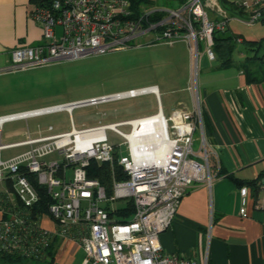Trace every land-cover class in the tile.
Segmentation results:
<instances>
[{
    "label": "built area",
    "instance_id": "built-area-1",
    "mask_svg": "<svg viewBox=\"0 0 264 264\" xmlns=\"http://www.w3.org/2000/svg\"><path fill=\"white\" fill-rule=\"evenodd\" d=\"M157 1L47 0L34 5L31 15L42 26L43 41L14 48L0 73L128 49L141 38L168 44L182 39L192 52L195 45L198 67L200 43H205L208 58L215 60L213 33L225 31L234 16L249 25L264 19V0H225L244 10V15L231 14L222 0H171L174 7ZM157 15L160 17L154 19ZM236 40L244 41L241 36ZM197 72L196 68L189 84L194 107H175L169 116L153 85L1 117L0 124L30 115L71 113L76 107L149 92L158 103V111L151 115L86 128L73 125L70 131L59 133L49 126V134L17 143L30 148L9 160L0 159V183L8 180L12 185V190L0 189V212L7 214L0 217V251L41 259L60 238L80 245L85 253L83 264H208L207 255L199 261L165 251L160 239L171 226L182 197L196 184H211L214 178L211 156L215 150L204 123ZM109 129L123 138L127 155H120L109 142ZM53 153L63 159L46 160ZM92 160L111 165L116 161L124 169L127 178L114 180L112 194L99 179L89 177ZM23 168L35 173L38 183L47 188L51 198L48 213L34 216L41 196ZM262 187L264 190V182ZM239 191L240 213L246 215L250 189L243 186ZM130 201L134 214L121 221L116 203L124 206ZM255 205L264 211V194ZM44 216L50 217L52 228L42 225Z\"/></svg>",
    "mask_w": 264,
    "mask_h": 264
},
{
    "label": "crops",
    "instance_id": "crops-1",
    "mask_svg": "<svg viewBox=\"0 0 264 264\" xmlns=\"http://www.w3.org/2000/svg\"><path fill=\"white\" fill-rule=\"evenodd\" d=\"M33 6L31 0H0V61L8 63L11 60V51L16 47L33 46L43 41L42 26L31 15ZM231 14L235 13L231 12ZM242 22L244 21L234 16L227 26L229 34L249 40L264 37L250 36L247 38L248 32L242 28L245 22ZM185 44L187 74L185 86L182 87L185 93L178 99L177 107L192 109L195 103L189 84L194 59L189 43ZM242 61L244 60H234L231 65L221 66L218 57L211 61L204 51L199 55L197 63L199 93L205 107L204 121L207 135L215 150L211 156L214 178L211 184H196L182 197L171 226L160 235L165 251L183 253L199 261L207 255L208 264H264V211L255 205L256 199L264 194L263 187L261 185L255 191L252 186H248L250 193L246 215L240 213L241 195L239 191L241 187L259 179L264 173V81L249 82L245 72L239 67ZM15 72L17 71H13ZM153 85L159 89L162 108L166 115L160 85L157 83ZM169 91L175 92L172 89ZM145 94H152L156 98L153 92L141 95ZM67 102H54L30 109L0 112V118ZM74 109L71 113L66 110L56 111L68 113L71 129L73 125L76 127L73 119ZM50 113L6 120L0 124V133H2L7 122L18 120L27 122V127L18 140L9 137V140L4 142V135L0 134V159L3 160L2 152L7 149H19V151L5 160L27 151L30 145L16 144L28 137L49 134V126H53V132L56 133L71 130L57 131L53 124L46 127L40 124L34 128L29 126L30 118ZM103 115L107 113L104 112ZM146 115L151 114L138 117ZM169 115L171 114L167 116ZM128 119L132 118L113 122ZM99 124L101 122L87 127ZM263 182L264 177L261 178L260 183ZM0 184L2 191L12 190V185L8 180ZM2 216H7V214L0 212V217ZM42 225L52 228L53 223L50 217L44 216ZM81 250L83 249L80 245L74 241L65 242L59 238L56 260L59 264H62L61 261L64 264H74L75 255ZM84 257L80 264H83Z\"/></svg>",
    "mask_w": 264,
    "mask_h": 264
},
{
    "label": "rangeland",
    "instance_id": "rangeland-1",
    "mask_svg": "<svg viewBox=\"0 0 264 264\" xmlns=\"http://www.w3.org/2000/svg\"><path fill=\"white\" fill-rule=\"evenodd\" d=\"M157 2L166 7H174V2L171 0H158ZM242 28L248 32L247 38L264 36V21L262 20L252 25L244 23ZM228 31L227 29V34H229ZM60 32L61 29L58 28V33ZM185 43L188 42L182 39L173 44H168L164 41L151 42L148 38H141L128 49H113L105 53L89 54L78 59L54 61L28 68L24 72L0 73V112H13L54 102L90 98L157 83L161 88L165 113L166 115L171 114L172 110L177 107L178 99L185 93L182 89L185 86L187 74ZM204 48L205 43L201 42L200 53ZM193 49L192 72L195 74L197 68L195 45H193ZM247 55L245 44L237 42L233 53L234 60H244ZM6 64L2 60L0 61V67ZM170 89L175 90V92L169 91ZM156 111L155 96L145 94L116 99L98 106L76 107L73 111V119L76 127L82 128L100 122L109 123L152 114ZM104 112L107 115H103ZM28 124L31 128L36 127L37 124L43 127L53 124L57 131L71 129L67 112H54L30 118ZM26 127L27 122L24 120L7 122L0 134L4 135V142H7L9 137L18 140ZM122 129L128 131L129 127H122ZM107 136L109 142L117 148L120 155L128 154L127 146L121 136L110 129L107 130ZM194 147L196 149L199 147L198 142L195 143ZM18 151L19 149L4 150L2 159L5 160ZM53 159L61 161L63 156L59 153H53L46 157L48 161ZM72 171V167H69V176L72 175ZM116 205L121 206V202L116 203ZM119 210H121L120 215L116 214L125 219L129 216V212L131 215L134 214L135 208L133 211ZM83 257L84 252L81 250L75 255L74 264H80ZM61 263L64 264L63 261ZM0 264L17 263L5 262L0 256Z\"/></svg>",
    "mask_w": 264,
    "mask_h": 264
},
{
    "label": "trees",
    "instance_id": "trees-1",
    "mask_svg": "<svg viewBox=\"0 0 264 264\" xmlns=\"http://www.w3.org/2000/svg\"><path fill=\"white\" fill-rule=\"evenodd\" d=\"M34 5L44 3L47 0H31ZM140 1V0H138ZM222 3L227 7L232 13L244 15L245 12L237 5L229 3L222 0ZM160 15L154 17V19L159 18ZM264 21V19L262 20ZM227 29L225 31H215L213 33L214 39V50L216 57L220 60L221 66H228L233 63V53L236 49L237 36L233 34H227ZM243 43L247 49L248 55L245 57L244 61L239 64V67L245 72L247 80L249 82H263L264 81V37L258 40L244 39ZM205 123V121H204ZM206 127V123H205ZM117 155V154H116ZM22 172L28 179L36 186L40 193V201L36 205L37 210L33 211L34 216H40L42 214L48 213V206L51 202L50 195L47 188L38 183V179L35 173L28 171L26 168L22 169ZM88 175L91 178H97L105 185L107 193L112 194L113 181L115 179H126L127 175L124 169L116 161L114 165L111 163L104 162L100 163L96 160H92L90 166H88ZM264 177V173L260 175L259 179L253 180L247 183V186H252L255 191L263 184L260 183L261 178ZM3 204H7L6 200H1ZM119 209H126V211H133L134 204L130 201L127 205L119 206L116 213L120 215ZM131 213L125 219L120 218L121 221H128L131 218ZM59 245V238H56L48 250V255L45 258H33L21 256L16 253H8L0 251V256L5 262H14L17 264H59L56 260L57 248Z\"/></svg>",
    "mask_w": 264,
    "mask_h": 264
},
{
    "label": "bare ground",
    "instance_id": "bare-ground-1",
    "mask_svg": "<svg viewBox=\"0 0 264 264\" xmlns=\"http://www.w3.org/2000/svg\"><path fill=\"white\" fill-rule=\"evenodd\" d=\"M0 120H1V118H0Z\"/></svg>",
    "mask_w": 264,
    "mask_h": 264
}]
</instances>
